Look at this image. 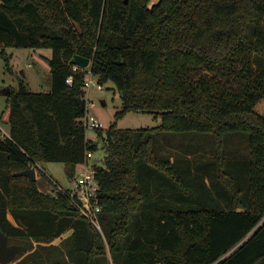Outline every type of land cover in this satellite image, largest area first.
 Instances as JSON below:
<instances>
[{
	"label": "trees",
	"instance_id": "obj_1",
	"mask_svg": "<svg viewBox=\"0 0 264 264\" xmlns=\"http://www.w3.org/2000/svg\"><path fill=\"white\" fill-rule=\"evenodd\" d=\"M150 1L0 0L6 69L7 47L52 52L50 90L10 86L0 134V226L23 244L16 264H264V0ZM76 54L123 102L106 136L96 129L108 152L94 164L103 232L66 195L16 174L63 162L74 179L98 149L78 124L87 68L74 70ZM131 111L160 123L118 127ZM240 132L244 147L230 138ZM171 133H209L212 154L163 153Z\"/></svg>",
	"mask_w": 264,
	"mask_h": 264
},
{
	"label": "rangeland",
	"instance_id": "obj_2",
	"mask_svg": "<svg viewBox=\"0 0 264 264\" xmlns=\"http://www.w3.org/2000/svg\"><path fill=\"white\" fill-rule=\"evenodd\" d=\"M159 0H151L150 4L156 3ZM7 52L11 55V66L12 70L6 69L5 60L0 55V125L4 130L8 131L7 119H9L10 108H9V96L3 93L2 90L7 86L18 87L20 79L23 78L33 91H48L51 88V73L50 66L44 56H51L50 48H15L7 47ZM96 78V77H95ZM86 97L87 102H94L95 106L90 109L103 123L105 130L104 136H106V129L116 120L115 114L122 107V97L120 91L117 89L115 83L112 80H108L103 84V89L96 87H89L87 89ZM105 101V103L103 102ZM118 127L120 128H141V127H152L159 125L160 119L155 117L151 113L142 112H128L124 117L118 120ZM0 134L2 130L0 129ZM174 133L168 134L170 136L167 145L163 141V136L160 141L156 143L157 148L161 151V144H165V149L162 151L165 154H170L177 151L179 146L184 148L198 146L201 147L204 153L212 154L213 142L211 135L198 134L192 135L189 138L185 135V139L182 133L173 135ZM174 136H177L178 140ZM183 136V137H181ZM87 138L94 140L99 144L97 150L92 152V157L89 159L91 165L97 164L102 165L105 162L107 155V149L104 145V137L100 136L96 129H87ZM234 145L241 147L245 146L246 134L235 133L231 137ZM179 150V149H178ZM40 167L44 170L52 179L58 183L69 184L73 178H69L68 172H66V166L63 162H44L40 163ZM84 167L81 165L77 166L76 174L83 171ZM75 174V175H76ZM39 187L46 191L51 190L53 182L48 183L47 177H42L41 173L36 176ZM69 182V183H68ZM50 184V185H49ZM10 218V213L8 214ZM70 230L65 232V235H69ZM37 244V242L35 243ZM16 259L10 264H16Z\"/></svg>",
	"mask_w": 264,
	"mask_h": 264
},
{
	"label": "built area",
	"instance_id": "obj_3",
	"mask_svg": "<svg viewBox=\"0 0 264 264\" xmlns=\"http://www.w3.org/2000/svg\"><path fill=\"white\" fill-rule=\"evenodd\" d=\"M79 65L74 64V70H77ZM83 69L87 68V76L84 81V90L87 94V89L89 87H96L98 89H103V84L95 78L90 65L87 67H81ZM66 81L69 84H72L74 81L73 75L67 77ZM86 97V95L84 96ZM88 97L85 99V113L78 120V124L86 127V129H98L103 128L102 121L90 111L91 108L95 106V103L87 102ZM6 134V133H3ZM92 152H88L86 158L83 162L79 163L84 167L83 171L79 174H76L75 178L69 184H62L54 181L42 168L39 163L32 165L36 169V176L42 171L45 172L50 182H53L50 192L58 196L59 194L66 195L72 204H74L81 215H84L88 218L101 232H103L99 213L101 212V204L99 202V189L100 182L96 176V171L94 164L89 163V159L92 157Z\"/></svg>",
	"mask_w": 264,
	"mask_h": 264
},
{
	"label": "water",
	"instance_id": "obj_4",
	"mask_svg": "<svg viewBox=\"0 0 264 264\" xmlns=\"http://www.w3.org/2000/svg\"><path fill=\"white\" fill-rule=\"evenodd\" d=\"M127 2V0H126ZM72 63L77 64L81 67H87L90 65L91 60L89 57H85L80 54H76L72 58ZM3 93L10 94L11 87L7 86L2 90ZM78 101L80 103V107L84 108L85 101L83 98L79 97ZM105 103V101H103ZM17 175H25L29 178L30 181H34L36 177V169L34 167H30L23 171L17 172ZM23 249V244L18 243H9V236L0 226V264H10L13 262L19 252Z\"/></svg>",
	"mask_w": 264,
	"mask_h": 264
},
{
	"label": "crops",
	"instance_id": "obj_5",
	"mask_svg": "<svg viewBox=\"0 0 264 264\" xmlns=\"http://www.w3.org/2000/svg\"><path fill=\"white\" fill-rule=\"evenodd\" d=\"M44 56H47V55L44 54ZM9 117H10V114H9ZM7 123L9 124V125H8V127H9V128H8V131H7V130H4V129L2 128V126L0 125V129L2 130V133L9 134V132H10V123H9V119H7ZM10 215H11V214H10ZM10 219L13 220L12 215L10 216ZM13 221H14V220H13Z\"/></svg>",
	"mask_w": 264,
	"mask_h": 264
}]
</instances>
